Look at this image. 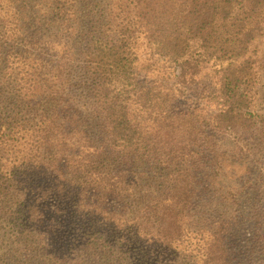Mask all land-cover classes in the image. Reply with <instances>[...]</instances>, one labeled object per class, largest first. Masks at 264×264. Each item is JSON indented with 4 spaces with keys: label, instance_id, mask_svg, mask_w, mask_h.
<instances>
[{
    "label": "trees",
    "instance_id": "obj_1",
    "mask_svg": "<svg viewBox=\"0 0 264 264\" xmlns=\"http://www.w3.org/2000/svg\"><path fill=\"white\" fill-rule=\"evenodd\" d=\"M37 1L0 0V264L6 232L31 264L184 253L201 153L222 134L264 150V0ZM227 252L213 233L199 264Z\"/></svg>",
    "mask_w": 264,
    "mask_h": 264
},
{
    "label": "rangeland",
    "instance_id": "obj_2",
    "mask_svg": "<svg viewBox=\"0 0 264 264\" xmlns=\"http://www.w3.org/2000/svg\"><path fill=\"white\" fill-rule=\"evenodd\" d=\"M35 3L39 6L37 0ZM103 6L105 2L100 1L97 8L102 10ZM37 21L38 23L41 21L40 16L37 17ZM38 23L35 22L33 25L38 28ZM141 51L143 52L141 58L144 59L148 53L145 45ZM252 54L258 71L252 110L258 116L264 117V34L253 45ZM163 65L164 63L159 62L156 69L146 75V80L152 81L157 78V72L162 76L168 73ZM215 138L207 148L208 151L201 153L203 157L201 168L196 172L199 176L194 189L193 209L185 226V238L188 240L185 242L187 250L184 253L176 251L175 255L165 256L163 253V262L158 263L156 259L149 260L143 256L144 254L140 255L141 251H138L136 245L137 248L135 250L132 248L130 255L126 256L127 261H119L118 257L112 261L92 257L88 259L87 264H199V250L202 255L206 239L213 233L223 237L231 264H264V150L257 152V148L241 144L236 135L222 134L216 135ZM149 168L150 174L153 175V169L150 166ZM206 173L207 176H204ZM164 176L165 174H161L157 179V174H154L153 184L156 186L153 189L157 190L162 185ZM107 203L109 208L118 212L125 209L128 211L132 208L130 204H134V198L130 199L128 205L125 200L116 197L108 199ZM126 227L127 238L131 239L130 242L134 245V225L128 222ZM8 229L11 227L4 230ZM6 233L8 235L7 247L4 249L6 253L4 264L33 263L27 261L30 254L25 252L18 258L19 255L12 251L17 239L10 232ZM14 234L19 235L17 231H14ZM152 251L155 252L156 248ZM13 256L18 259L12 258ZM168 259V262H164ZM38 264H49V261Z\"/></svg>",
    "mask_w": 264,
    "mask_h": 264
}]
</instances>
